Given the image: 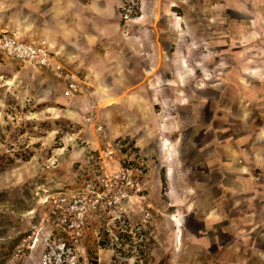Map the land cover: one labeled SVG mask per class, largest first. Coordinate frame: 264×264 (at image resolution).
Listing matches in <instances>:
<instances>
[{
  "label": "rangeland",
  "instance_id": "rangeland-1",
  "mask_svg": "<svg viewBox=\"0 0 264 264\" xmlns=\"http://www.w3.org/2000/svg\"><path fill=\"white\" fill-rule=\"evenodd\" d=\"M11 13L0 0L1 21ZM112 13L95 52L67 65L86 81L77 95L66 96L51 71L0 56V264H253L251 233L230 234L224 252L193 250L189 233L179 241L170 216L183 209L168 196L173 186L156 140L142 144L152 115L136 98L145 94L139 83L157 54L166 79L172 68L193 69L184 80L195 89L180 93L195 102L212 98L196 111L208 117L211 107L221 117L230 148L244 124L264 128V0H117ZM34 36L19 37L46 39ZM109 66L119 73L109 74ZM156 113L164 124L167 108ZM142 157L146 201L122 213H92L73 243L56 219L55 199L118 162L143 169Z\"/></svg>",
  "mask_w": 264,
  "mask_h": 264
},
{
  "label": "crops",
  "instance_id": "crops-1",
  "mask_svg": "<svg viewBox=\"0 0 264 264\" xmlns=\"http://www.w3.org/2000/svg\"><path fill=\"white\" fill-rule=\"evenodd\" d=\"M5 1L6 8H10L12 13L4 21L0 18V30L10 26L11 29H19L20 37L34 33V38L48 39L58 59L66 65L73 62L81 65L87 52H95L102 38L101 26L114 24L112 11L117 4V0ZM109 46L115 47L114 44ZM0 56L9 58L4 53ZM151 60L153 66L145 68L143 74L146 78L139 83L145 94H141L140 99L136 98L137 104L152 115L143 124L142 144L148 145L156 140L155 149L164 166L168 167L167 180L173 186L168 196L183 209L170 216L175 234H179L177 238L180 241L185 233H189L193 250L224 252L232 248L229 245L232 244L230 234L251 233L253 264H264V128L252 122L242 124L241 135L232 133L236 145L230 148L228 140L221 136L222 130L228 129V126L218 124L221 117L216 119L211 107L208 117L196 111L197 106L212 105V98L207 101L206 94L195 102L192 95L180 93L181 89H187L186 86L194 88V83L184 80L193 69L172 68L168 72L173 77L166 79L158 65L157 54ZM186 62H183L185 66ZM107 72L117 74L119 70L109 66ZM123 72L129 73L127 67L122 68ZM87 73L89 75L92 70ZM85 83L82 80L81 91ZM102 87L105 89L110 85ZM166 89L174 94L166 96ZM157 106L167 108L169 113L164 124L162 115L156 113ZM153 119H156L154 126ZM141 164L143 169L138 168V172L146 181L148 161L142 157ZM122 165L118 162L110 169ZM138 204L141 203H129L126 210ZM250 209L251 214L247 212ZM249 217L252 221L246 219ZM247 223L252 224L250 231L245 227ZM245 238L242 237L243 242Z\"/></svg>",
  "mask_w": 264,
  "mask_h": 264
},
{
  "label": "built area",
  "instance_id": "built-area-1",
  "mask_svg": "<svg viewBox=\"0 0 264 264\" xmlns=\"http://www.w3.org/2000/svg\"><path fill=\"white\" fill-rule=\"evenodd\" d=\"M0 53L51 71L63 84L66 96L81 92V77L58 59L47 39L26 41L15 34L0 33ZM146 199V186L138 168L126 163L117 169H103L74 194L59 195L54 201L56 219L71 234L72 242L78 243L92 213H122L129 203H143Z\"/></svg>",
  "mask_w": 264,
  "mask_h": 264
}]
</instances>
